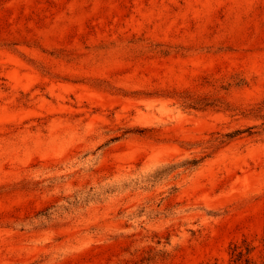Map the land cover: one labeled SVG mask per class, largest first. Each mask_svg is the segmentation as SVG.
<instances>
[{
  "label": "rangeland",
  "instance_id": "1",
  "mask_svg": "<svg viewBox=\"0 0 264 264\" xmlns=\"http://www.w3.org/2000/svg\"><path fill=\"white\" fill-rule=\"evenodd\" d=\"M263 262L264 0H0V264Z\"/></svg>",
  "mask_w": 264,
  "mask_h": 264
},
{
  "label": "trees",
  "instance_id": "2",
  "mask_svg": "<svg viewBox=\"0 0 264 264\" xmlns=\"http://www.w3.org/2000/svg\"><path fill=\"white\" fill-rule=\"evenodd\" d=\"M241 255H242V252H237V253H236V258H235V260H239L240 257H241ZM263 263H264V262H263Z\"/></svg>",
  "mask_w": 264,
  "mask_h": 264
}]
</instances>
